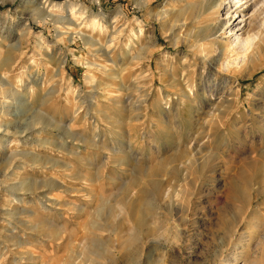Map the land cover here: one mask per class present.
I'll return each instance as SVG.
<instances>
[{"label": "rangeland", "instance_id": "1", "mask_svg": "<svg viewBox=\"0 0 264 264\" xmlns=\"http://www.w3.org/2000/svg\"><path fill=\"white\" fill-rule=\"evenodd\" d=\"M236 1L0 0V264H264V47L234 55L264 0Z\"/></svg>", "mask_w": 264, "mask_h": 264}, {"label": "bare ground", "instance_id": "2", "mask_svg": "<svg viewBox=\"0 0 264 264\" xmlns=\"http://www.w3.org/2000/svg\"><path fill=\"white\" fill-rule=\"evenodd\" d=\"M244 1L245 0H237L235 2V5L239 8V7H241L243 5V2ZM258 2H259V0H256L255 1V4L258 3ZM244 4H246V2ZM46 17L51 18L52 15L50 13L49 14L47 13ZM57 18H59V17H57ZM62 20H65V19L62 18ZM67 22H64V23H67ZM257 29H259V30L256 33L253 32L252 35H250L246 31L245 33H243L241 35V38H237L234 41V47L237 49V50H235V53H234V55L236 56V59L235 60H237L238 58H241L242 59V63L245 66H249L248 65L249 63L250 64H253V59H256V57L259 55V53L263 52L262 50H263V47H264V21L259 26V28H257ZM244 35H245V37H244ZM256 54H257V56H256ZM223 55H221L220 57H218L217 60L215 59L216 63L218 64V67H216V68H213L212 67V68H213V70H214L215 73H220L219 71L222 70V69H224V71L229 74L231 72V69H230V66L231 65L229 63H226L225 65L223 64V60L221 59L223 57ZM1 82H0V84H1ZM185 99H186V97H185ZM218 99H220V103H219L220 104L219 105L220 108H224L225 105H230L229 104L230 102H229L228 97H223V95L221 94V95L218 96ZM216 107L218 108V106H216ZM220 108L219 109L213 108V110L209 114V116L212 119H216V120L218 118L222 117L223 113L221 112Z\"/></svg>", "mask_w": 264, "mask_h": 264}]
</instances>
